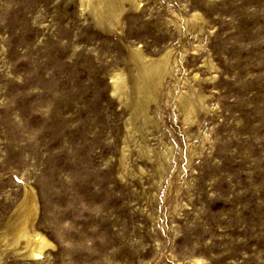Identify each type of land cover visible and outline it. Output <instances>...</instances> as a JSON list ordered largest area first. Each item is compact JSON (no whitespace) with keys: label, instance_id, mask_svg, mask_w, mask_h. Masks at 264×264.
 Returning <instances> with one entry per match:
<instances>
[{"label":"rangeland","instance_id":"1","mask_svg":"<svg viewBox=\"0 0 264 264\" xmlns=\"http://www.w3.org/2000/svg\"><path fill=\"white\" fill-rule=\"evenodd\" d=\"M110 1L0 0V264H264V0Z\"/></svg>","mask_w":264,"mask_h":264},{"label":"bare ground","instance_id":"2","mask_svg":"<svg viewBox=\"0 0 264 264\" xmlns=\"http://www.w3.org/2000/svg\"><path fill=\"white\" fill-rule=\"evenodd\" d=\"M98 1H101V0H98ZM106 1H109L111 2L110 0H106ZM129 1H133V0H129ZM115 4V1L113 2ZM100 4V3H99ZM113 5V4H112ZM114 12V11H112ZM133 57H138L137 55H134ZM138 59V58H136ZM157 70V69H156ZM154 70V72L156 71ZM142 78V76H141ZM152 80V79H151ZM142 81L145 83V80L142 79ZM154 83V81H153ZM146 84V83H145ZM147 85V84H146ZM26 222V220H25ZM25 225V223L23 224V226ZM25 228V226L23 227ZM24 237V240H25V244L26 246L29 247L30 251H31V254L33 256H37L39 254V252H36L34 249L35 248H41L45 245V242L43 241V239H41L39 236L37 235H33V236H29V237H26L25 235L23 236Z\"/></svg>","mask_w":264,"mask_h":264}]
</instances>
